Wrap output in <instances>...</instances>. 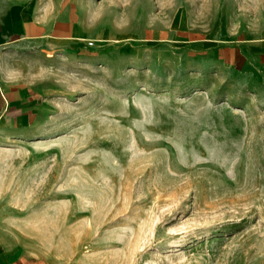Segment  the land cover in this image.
Returning <instances> with one entry per match:
<instances>
[{
    "label": "rangeland",
    "instance_id": "obj_1",
    "mask_svg": "<svg viewBox=\"0 0 264 264\" xmlns=\"http://www.w3.org/2000/svg\"><path fill=\"white\" fill-rule=\"evenodd\" d=\"M87 3L119 41L18 55L51 104L0 121L2 232L49 264H264V0ZM224 35L243 78L168 66Z\"/></svg>",
    "mask_w": 264,
    "mask_h": 264
},
{
    "label": "crops",
    "instance_id": "obj_2",
    "mask_svg": "<svg viewBox=\"0 0 264 264\" xmlns=\"http://www.w3.org/2000/svg\"><path fill=\"white\" fill-rule=\"evenodd\" d=\"M72 2L67 5L66 0H0V121L5 119L7 129H26L40 123L39 118L33 122L30 111L35 109L43 115L51 104L47 99L41 100L49 83L31 77L34 69L30 74L20 69L19 53L36 54L44 62L51 58L55 47L111 46L124 35L122 30L115 31L107 19L105 23L101 17L92 21L87 16V0ZM177 24L175 18L172 25ZM227 37L224 35L215 44H204L207 40L191 44L176 41L183 50L169 58L168 66L180 73L211 72L218 77L243 78L251 68L240 64L241 54L228 43L232 38ZM157 62L159 58L155 57L154 63ZM0 264H49V261L44 255L35 254L34 247H18L11 229L6 233L0 229Z\"/></svg>",
    "mask_w": 264,
    "mask_h": 264
}]
</instances>
